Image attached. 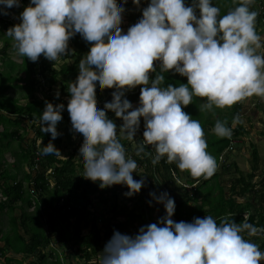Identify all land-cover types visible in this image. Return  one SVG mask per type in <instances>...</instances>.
<instances>
[{"label": "clouds", "instance_id": "obj_1", "mask_svg": "<svg viewBox=\"0 0 264 264\" xmlns=\"http://www.w3.org/2000/svg\"><path fill=\"white\" fill-rule=\"evenodd\" d=\"M21 0H0V13L8 14ZM127 0H30L20 13V22L9 27L7 35L21 56L32 61L43 54L56 61L69 51V40L79 33L90 44V51L79 62V75L68 88L67 109L72 129L83 138L78 156L83 160V176L100 181V187L126 184L127 196L140 191L145 179L136 180L138 163L127 157L122 139L135 140L145 122L143 140L136 155L145 146L155 148L153 165L166 157L193 177L210 178L216 171L215 157L207 151L201 122L184 111L194 97L206 98L199 110L213 111L230 107L252 95L264 97V40L256 30L259 12L251 6L255 0H233L236 5L226 14L213 0H150L142 17L127 32L121 28ZM137 6L141 0H133ZM196 9H199V16ZM154 61H159L156 72ZM169 70L187 77V83L164 86L163 73ZM143 85L139 106L133 107L125 96L128 89ZM97 86L114 87L113 99L97 106ZM63 103L46 102L40 117L43 132L52 140L61 133ZM112 110L123 123L109 118ZM236 119H239L237 116ZM214 133L230 137L226 120H217ZM119 133V135H118ZM50 140L40 145L41 154L60 151ZM151 155V153H148ZM162 203L166 214L159 223L141 226L138 234L114 231L106 243L99 264H260L264 250L245 239L264 233L249 221L221 222L211 216L195 217L192 222L172 219L175 199L168 192H150ZM152 201H149L151 204ZM48 234V228L45 227ZM50 233V230H49ZM60 254L54 241L50 242ZM54 246V247H53Z\"/></svg>", "mask_w": 264, "mask_h": 264}, {"label": "trees", "instance_id": "obj_2", "mask_svg": "<svg viewBox=\"0 0 264 264\" xmlns=\"http://www.w3.org/2000/svg\"><path fill=\"white\" fill-rule=\"evenodd\" d=\"M28 1L30 0H21L19 6L11 8L19 13L20 17ZM185 3L191 5L192 0H185ZM213 3L220 7L221 15L236 6L233 0H213ZM132 4H134L133 0L127 2L126 6ZM251 7L260 11L256 22L257 30L264 16V0H255ZM196 12L199 16V9H196ZM141 17L142 13H131V23H137ZM16 22L6 20L4 25L12 26ZM81 38L82 35L79 33L70 38L73 44H69V50L72 46H76L78 50V56L71 64L58 65L57 60H49L43 54L36 61L20 55L21 61L16 64L7 56V50L10 47L9 39H5L0 47V59L5 60L10 68L4 73L0 72V126L2 127L0 129V193L3 196V201H0V212L7 210L13 213L19 208L17 216L12 214L9 217L11 226L9 232L3 236V247H0V257H4L5 263L24 264L25 259L30 258L27 264H71L68 259L71 255H75L83 260L81 264H99L104 247L114 231L118 230L134 236L138 234L141 226L159 223V218L166 214L164 205L150 196V192L153 191L157 195L166 191L175 199L176 210L172 219L177 222L181 220L192 222L195 217L211 215L218 223L225 217L229 221L235 220L237 223H242L246 214H250L247 218L251 223L264 227V175L261 181L254 182L259 163L257 150L254 149L252 152L253 163L250 172L246 174H243L236 163L226 161L227 153L237 144L236 141L247 134L242 121L243 107L246 103L244 99L230 107L214 106L213 111L199 110L206 101V98L202 97H194L192 103L183 106L184 111L201 122L207 141V151L215 157L217 168L210 178L203 176L195 178L188 171L180 170L176 163H167L166 157L153 165L152 159L156 154L154 147L146 145L144 153L136 155L137 146H134V149L131 148L132 144L130 142L128 144L125 139L122 143L126 148L127 157L131 156L135 159L138 167L141 166L148 173L149 179L148 186L134 194V198H130L131 206L119 204L118 191L113 185L101 188L100 181H93L85 178L83 174H76L79 167L78 162L75 161L78 145L65 159L57 154H41L40 149L43 145H40V141L47 144L52 140L51 133L43 132L40 126V117L46 102L63 103L65 105L62 110L63 118L58 124L62 121L71 124L67 109L71 96L68 88L72 82L76 81L79 75L77 64L88 48ZM65 57L63 56L64 59ZM154 64L156 72L150 73L153 78L160 71V63L154 61ZM15 69L22 72L23 76L18 75L13 78L10 71ZM3 75L5 79L2 78ZM163 75L165 87L168 84L179 86L180 83H187V77L174 70H169ZM12 80H15L16 84H12ZM57 85L60 86L59 90ZM16 86L23 87L26 91L21 99L6 94L8 89ZM142 87L143 85H137L125 92V96L131 102L137 103L136 107L139 106ZM38 88L46 91L43 98L36 96ZM54 90L58 91L57 95L51 92ZM114 91H116L114 87H105L101 90L97 86V106L103 108L105 102L111 101ZM249 98V103L256 108L264 103V97L252 95ZM22 100L25 102H21ZM106 112L114 113L112 110H106ZM237 116L239 119H236ZM217 120L228 122L232 128L230 137L222 138L214 133L213 128ZM27 121L35 131V137L30 143L26 141L23 134ZM20 129L23 131L20 132ZM144 130L145 122L141 117V124L137 130L139 134L137 144L143 140ZM13 142L17 144V150H13ZM7 152L12 154L9 159H5ZM79 163L84 167L82 159ZM232 168L235 172L230 170ZM224 171L239 173L238 177L231 179L228 196H225L220 184V176ZM19 172H22L21 176ZM181 175L188 177L187 187L185 184L176 186L175 179H179ZM139 177V174L134 171L133 178L138 180ZM200 180L202 181L198 183ZM259 184L261 186H258ZM31 187L35 189V193L30 192ZM93 200L98 201L102 206L97 213L88 209L93 204ZM150 200L151 204H149ZM107 205L110 209L106 208ZM157 209L162 213L160 214ZM155 210H157L156 214ZM44 218L48 234L41 222V220L44 222ZM246 234L247 232L242 233L244 238L248 239ZM262 234L259 235L261 238L254 236L253 239L254 243L260 239L257 244L260 245L261 250H264ZM72 239L75 240L72 241ZM51 241L56 243L57 248L62 249L61 256L55 248L48 246ZM69 242L72 244H68ZM6 252L22 254L26 257L17 260L6 255ZM260 264H264V261Z\"/></svg>", "mask_w": 264, "mask_h": 264}, {"label": "rangeland", "instance_id": "obj_3", "mask_svg": "<svg viewBox=\"0 0 264 264\" xmlns=\"http://www.w3.org/2000/svg\"><path fill=\"white\" fill-rule=\"evenodd\" d=\"M131 0H127V2H130ZM123 2V0H116L117 5L119 6L121 3ZM150 1L149 0H144L141 1V4L139 6L132 4L129 6H125V12L122 14V24H121V28L123 29L124 32H127L128 28L133 25V23H131L130 20V14L131 13H137L140 14L142 13V9L144 7H146L148 5ZM30 3V1H28V4ZM17 6H13V8H16ZM20 17H19V13H16L12 8L8 10V14H3L0 13V47H2L5 39H9V44L10 47L7 50V56L8 59H11L14 63L18 64L21 61V56L18 54L17 49L14 47V42L13 39L11 37H9L6 33L9 27H5L4 25V21L9 20L12 22H16L18 21V23L20 22ZM17 23V22H16ZM14 24V23H13ZM13 26V25H12ZM257 32L261 35L262 40H264V24L263 25H259V28L257 29ZM83 39V42L85 43V45L88 47L85 50V53L82 55L81 59L90 51V44L88 42L85 41V39L82 37L81 40ZM69 44L72 45L73 42L70 40ZM260 52H264V48L259 50ZM78 50L76 46H72L71 50H69L66 54H65V59L63 58V56H61L59 59H57V64H71L76 56H78ZM159 62V61H158ZM6 63V61H1L0 60V72L4 73L6 71V66L4 65ZM160 63V62H159ZM78 69H79V63L77 64ZM10 70V68H9ZM10 73L12 74L13 78L17 77L18 75L21 77L23 76L22 72H18L16 69L15 70H11ZM3 79H5L6 77L3 75L2 77ZM1 82V79H0ZM4 82H7L6 80H4ZM12 84H16L15 80L11 81ZM57 89H60V86L57 85ZM45 90H40V88L37 89L36 92V96L39 98H43V96L45 95ZM53 94L57 95L58 91H51ZM26 93L25 89L23 87H11L10 89L7 90L6 94L8 96L11 97H15L18 99L23 98L24 94ZM51 93V94H52ZM251 97V96H249ZM249 97L244 98V101L246 102L244 104V111H243V115H242V121L244 123V126L247 129V134L241 136V139H238V141H236V145L231 149V151L229 153H227V162H234L236 163V165L238 166V168L243 172V174H246L248 172H250L251 170V165L253 163L252 161V152L254 149L257 150L258 152V156H259V163H258V170L257 172V176L254 178V182L258 183L259 181L262 180V177L264 175V103H262L258 108L254 107L252 103H249ZM27 101V100H26ZM21 102H25L24 100H22ZM133 107H136L137 103L136 102H132ZM107 115L109 116V118L113 119L114 122L117 124V131H119V126L123 123V120L121 117H117L115 115V113H107ZM1 128V127H0ZM58 131L61 133L58 137V139L56 140V138L53 140V143L55 144V146L60 150L58 152V156L60 158H67L68 154L73 152L75 147L78 145V150L76 152V163L79 164V167L77 168L76 174L78 175H82L85 172V168L81 166V163H79V160L81 159L78 154L79 151L83 145V138L81 136H79L78 134H75L73 129H72V125L69 123H66L64 121L60 122L57 125ZM23 129H20V132H22ZM24 136L26 137V141L27 142H31V139L35 137V131L30 127L29 122L27 121V124L25 123V132L23 133ZM119 135V133H118ZM139 134L136 132V135L134 137L135 140L129 141L126 139V142H130L131 148L134 149V146H137L138 144V139H139ZM122 142L125 140L123 138ZM129 144V143H128ZM12 145L14 146L13 150H17L18 148L16 147L17 144L15 142L12 143ZM150 148V147H149ZM11 152H7L5 155V159L6 158H11ZM130 158V157H129ZM132 158V157H131ZM133 159V158H132ZM12 160V159H11ZM232 172H235V170L232 168L230 169ZM19 176L22 175V172H19ZM136 173L139 174V178L138 180H140L141 178L145 179V183L142 186V188L140 190H142L143 188L147 187L149 184V179H148V173H146L144 171V169L140 166L137 167L136 169ZM146 173V174H144ZM191 175V174H190ZM239 173L236 172V174L234 173H230V172H226L224 171L223 173H221L220 176V184L224 190V194L225 196L229 195V188L231 185V179L233 177H238ZM188 177H186L185 175H181L179 177V179H175L176 181V186H181L183 184H185V187H187L188 185H186V179ZM261 179V180H260ZM202 180H200L198 183H200ZM116 190L118 191V202L120 205L125 206V205H129L131 206V202L129 201L130 198H134V196H127L125 195V193L129 190L128 186L126 184H114L113 185ZM258 186H261L260 184ZM3 199V196L0 193V200ZM101 205L98 201L93 200V204L91 206L88 207V209H92V211H94L95 213L99 212L101 210ZM110 206L107 205L106 208H109ZM103 210V208H102ZM158 212L161 214L162 212L157 209ZM155 210L154 213L157 211ZM264 210V207H263ZM28 211H31L28 209ZM16 213H18V211H16ZM153 213V216L155 217V214ZM6 212L2 213L1 216V226H6L8 218L5 215ZM12 215V214H10ZM111 215H113V212L111 211ZM157 216V215H156ZM10 217V216H9ZM119 219V217H118ZM117 219V220H118ZM152 221V220H151ZM43 227H46L45 224V218H44V222L41 220ZM9 223V221H8ZM9 226H11L9 224ZM138 227H140L139 225H137ZM73 227V226H72ZM260 235V234H259ZM256 235L258 237L261 238V236ZM248 240H251L254 242L253 237L254 236H249L248 234H246ZM262 236L264 237V234H262ZM75 239H72V241ZM260 240V239H259ZM257 240L256 243H259L260 241ZM68 244H72V242H69ZM4 245V242H3ZM3 245L0 244V246L2 247ZM66 248H68L67 245H65ZM62 249L60 248V252ZM3 259V258H0ZM22 259V258H21ZM30 260V258H27ZM27 259H25V262L27 264ZM69 263L71 264H77V262H80V264L83 262V260L80 257H76L75 255H71L68 259ZM0 264H4V262H0Z\"/></svg>", "mask_w": 264, "mask_h": 264}, {"label": "crops", "instance_id": "obj_4", "mask_svg": "<svg viewBox=\"0 0 264 264\" xmlns=\"http://www.w3.org/2000/svg\"><path fill=\"white\" fill-rule=\"evenodd\" d=\"M1 61H3L2 59H0ZM5 66H6V71H9V67H8V64L7 63H5L4 64ZM5 71V72H6ZM1 127V126H0ZM2 128V127H1ZM0 128V129H1ZM0 201H3V199H1ZM15 212H13V213H9L7 210L6 211H3V212H0V244L1 245H3V236L6 234V233H8L9 231V229H10V226H9V223H8V221H9V216H10V214H14L13 216H17L18 214H19V208H17L16 210H14ZM16 211H18V213H16ZM4 212H6V216H7V218H8V221H7V224H6V226H1V216H2V213H4ZM1 247V246H0ZM3 247V246H2ZM6 255H8V256H12V258H14V259H21V258H23V257H26V256H23L22 254H14V253H12V252H6ZM0 258H3V259H0V262H4V264H6L5 263V260H4V257H0ZM27 259V258H26ZM27 261H30L29 259H27ZM17 262H14L13 264H16ZM24 264H26V262L24 261Z\"/></svg>", "mask_w": 264, "mask_h": 264}, {"label": "built area", "instance_id": "obj_5", "mask_svg": "<svg viewBox=\"0 0 264 264\" xmlns=\"http://www.w3.org/2000/svg\"><path fill=\"white\" fill-rule=\"evenodd\" d=\"M259 10V9H258ZM260 12V11H259ZM264 24V16L262 17L261 21H260V25ZM39 65V64H38ZM241 103V102H240ZM235 143V141H234ZM32 183V182H31ZM31 193H35V189L33 187L29 188ZM54 247V246H53ZM61 256V253H60Z\"/></svg>", "mask_w": 264, "mask_h": 264}, {"label": "bare ground", "instance_id": "obj_6", "mask_svg": "<svg viewBox=\"0 0 264 264\" xmlns=\"http://www.w3.org/2000/svg\"><path fill=\"white\" fill-rule=\"evenodd\" d=\"M215 122V121H214Z\"/></svg>", "mask_w": 264, "mask_h": 264}]
</instances>
